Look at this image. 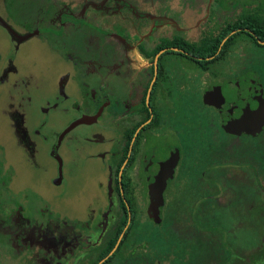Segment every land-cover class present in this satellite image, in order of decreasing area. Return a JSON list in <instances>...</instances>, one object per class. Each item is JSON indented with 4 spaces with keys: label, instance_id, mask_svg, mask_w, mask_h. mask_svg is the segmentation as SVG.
I'll return each instance as SVG.
<instances>
[{
    "label": "flooded vegetation",
    "instance_id": "obj_1",
    "mask_svg": "<svg viewBox=\"0 0 264 264\" xmlns=\"http://www.w3.org/2000/svg\"><path fill=\"white\" fill-rule=\"evenodd\" d=\"M34 4L0 12V264H264V10Z\"/></svg>",
    "mask_w": 264,
    "mask_h": 264
},
{
    "label": "rangeland",
    "instance_id": "obj_2",
    "mask_svg": "<svg viewBox=\"0 0 264 264\" xmlns=\"http://www.w3.org/2000/svg\"><path fill=\"white\" fill-rule=\"evenodd\" d=\"M51 1V0H50ZM55 1V9H54V17L53 19H56V15H58L60 13V10L62 9L63 5L65 6H69V5H73V6H80L84 3L85 0H53ZM200 0H197V2ZM224 1H234L236 2V4H238L236 7H238L240 4H251L254 6V8H258V9H263L264 10V0H224ZM20 4L18 5V7H14L15 11L12 9L11 7V3L10 0L6 1V0H0V12H6L8 11H14V15L15 18L14 20L19 21L21 26H25V27H34L37 25V22L39 20H41L40 17V13L44 12V8H39V7H35L36 4L33 5H29L28 2H23L20 0H15L14 4ZM220 3V2H218ZM19 7L24 8L23 9H19ZM264 20V13L261 16ZM113 21H117L119 20V16L117 17H112L111 18ZM253 52L257 53L258 56L264 57V47H254L252 48ZM255 67L258 71L259 74H263L264 73V62L262 63H256ZM194 81V80H193ZM17 181L16 178H13L12 182H11V187L12 189L19 191L21 188L17 187ZM140 226V229L144 232V240L146 241H151L152 240H157V242L159 243L158 248L156 249L157 252L159 251L160 253L163 254H168L170 255V253L172 254H176V255H182L185 252V249L183 246L179 245L177 242H175V245H171V242L166 243L164 242L162 239L159 238H155L156 234H153V229L151 228L150 224L146 221V222H142ZM153 235V236H152ZM174 242V241H173ZM195 253L198 254V252H196L194 249H191L188 251L187 254V258L180 264H193L194 262V255ZM156 260L154 259L153 264L156 263Z\"/></svg>",
    "mask_w": 264,
    "mask_h": 264
},
{
    "label": "trees",
    "instance_id": "obj_3",
    "mask_svg": "<svg viewBox=\"0 0 264 264\" xmlns=\"http://www.w3.org/2000/svg\"><path fill=\"white\" fill-rule=\"evenodd\" d=\"M20 1H23V2H30L31 1V3H29V5H33L34 3H37L39 0H20ZM41 2H49V0H40ZM18 5H20V4H18ZM19 9H23L24 10V8H22V7H19ZM260 38H262V39H264V33H262V35H260L259 36Z\"/></svg>",
    "mask_w": 264,
    "mask_h": 264
},
{
    "label": "water",
    "instance_id": "obj_4",
    "mask_svg": "<svg viewBox=\"0 0 264 264\" xmlns=\"http://www.w3.org/2000/svg\"><path fill=\"white\" fill-rule=\"evenodd\" d=\"M260 43L263 44L262 42H260ZM253 115L257 119H260L261 117H264V109L262 108L261 110H259L258 112L254 113ZM79 122H81V121H79ZM77 124H79V123L77 122Z\"/></svg>",
    "mask_w": 264,
    "mask_h": 264
}]
</instances>
